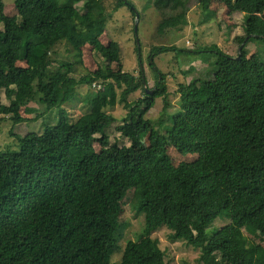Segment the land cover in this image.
<instances>
[{
  "label": "trees",
  "instance_id": "16d2710c",
  "mask_svg": "<svg viewBox=\"0 0 264 264\" xmlns=\"http://www.w3.org/2000/svg\"><path fill=\"white\" fill-rule=\"evenodd\" d=\"M105 1L16 0L18 16L11 18L0 0V93L10 101L0 110L16 123L40 121L53 109L60 115L42 132L17 137L20 150L0 151V264H113L122 251L123 201L131 189L144 230L127 242L118 264H168L153 238L162 228L172 241L201 250L200 264H264L244 234L250 229L264 239V62L258 51L251 57L245 51L264 43V0L233 1L244 16L239 46L248 38L241 55L217 45L192 51L211 54L214 78L180 84V108L164 127L149 118L157 99L165 111L170 107L166 76L154 58L174 46L151 50V68L160 76L148 94L145 70L126 73L121 45L100 42L112 14L126 5L135 13V7L117 0L109 12ZM199 2L211 10L213 0ZM63 43L73 59L55 57ZM86 46L105 62L77 74ZM83 85L99 87L98 101L92 93L86 99L98 112L74 122L65 106ZM139 90L143 98L130 100ZM32 103L43 110L27 119L22 111L34 112ZM119 105L127 112L117 131L129 146L111 144L107 134L119 122L110 111ZM170 149L199 152L200 159L176 166ZM225 216L230 222L209 237L207 228Z\"/></svg>",
  "mask_w": 264,
  "mask_h": 264
},
{
  "label": "rangeland",
  "instance_id": "374dc122",
  "mask_svg": "<svg viewBox=\"0 0 264 264\" xmlns=\"http://www.w3.org/2000/svg\"><path fill=\"white\" fill-rule=\"evenodd\" d=\"M16 0H4L5 11L11 18L18 16L15 7ZM117 0H106V7L109 12ZM135 7V13L126 5L112 14L108 21L107 30L100 36V42L104 46H110L112 42H118L122 47L124 71L134 76L145 70L148 79V88L157 87V77L160 73L151 68V50L155 47H171L174 49L158 53L154 62L159 72L166 76V83L169 92L170 107L165 111L163 99H157L155 106L149 111V118L152 125L164 127L171 124L173 115L180 108V84H187L194 77L214 78V70L210 67L212 56L210 53H194L198 49H204L217 45L222 51L231 56L239 53V42L243 41L244 16L233 7L234 0H213L211 10L204 12L199 0H129ZM83 13L82 4H78ZM135 14V15H134ZM264 16V13H263ZM137 24V31H136ZM229 28L233 31L230 32ZM4 29V24L0 23V30ZM81 62L77 63L78 73L95 72L104 65L103 58L91 46L82 48ZM248 57L256 51L260 53L261 61L264 62V43H250L245 49ZM56 58L73 59L74 53L68 44L63 43L58 47ZM19 65H25L22 61ZM114 62L109 66L114 68ZM194 68V69H192ZM98 86L83 85L77 89L74 101L66 104L65 108L69 112V117L74 122L83 123L88 118H93L98 112V108L86 101L88 94H93L92 98L98 101ZM142 90L132 94L130 100L143 98ZM10 101L5 92L0 93V106H9ZM34 112L27 109L22 114L27 119L34 118L41 113L43 107L39 103H32ZM114 113L119 122L115 123L107 134L110 136L111 144L117 143L120 146H129L130 142L123 137L117 126L121 124L122 117L126 115L124 106L119 105L110 110ZM171 112V113H170ZM169 113V114H168ZM59 110L53 109L47 112L40 121H22L16 123L11 116H6L0 110V151L20 150L17 137H24L31 133H40L48 125H54L59 119ZM161 123V125H159ZM147 144L148 136H143ZM96 151L100 152L101 146L95 145ZM173 163L178 166L181 163H195L200 159L199 152L181 155L174 149H170ZM134 190L131 189L123 201L124 212L121 217L122 228L119 233V246L121 252H117L112 257V263L118 264L123 255L124 247L129 240L137 241L142 235L145 224V217L138 215L131 206V199ZM230 222V218L219 217L214 224L207 228L208 236H212L216 228H222ZM170 230L162 228L153 234V238L160 240V245L166 252L168 264H200L201 250L189 246L185 241H172L169 238ZM245 236L256 244L257 253L264 254V239L261 240L256 233L250 229H244Z\"/></svg>",
  "mask_w": 264,
  "mask_h": 264
},
{
  "label": "water",
  "instance_id": "95a60500",
  "mask_svg": "<svg viewBox=\"0 0 264 264\" xmlns=\"http://www.w3.org/2000/svg\"><path fill=\"white\" fill-rule=\"evenodd\" d=\"M136 14H137V18H139L138 13H136ZM137 29H138V27H137V24H136V31H137ZM247 42H248V38L245 40V42H243V45L240 46V48H239V55H241L242 48H243V46L246 45ZM237 58H240V56H238ZM145 86H146V84H145ZM146 90H147V93L148 94H152L154 92V89L147 88Z\"/></svg>",
  "mask_w": 264,
  "mask_h": 264
}]
</instances>
